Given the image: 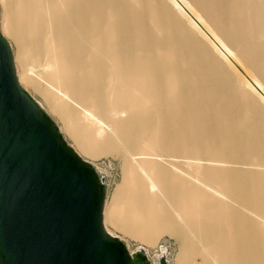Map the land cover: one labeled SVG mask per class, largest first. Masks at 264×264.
<instances>
[{"label": "bare ground", "instance_id": "obj_1", "mask_svg": "<svg viewBox=\"0 0 264 264\" xmlns=\"http://www.w3.org/2000/svg\"><path fill=\"white\" fill-rule=\"evenodd\" d=\"M2 3L17 82L122 160L115 229L172 235L175 264H264V0Z\"/></svg>", "mask_w": 264, "mask_h": 264}, {"label": "water", "instance_id": "obj_2", "mask_svg": "<svg viewBox=\"0 0 264 264\" xmlns=\"http://www.w3.org/2000/svg\"><path fill=\"white\" fill-rule=\"evenodd\" d=\"M100 181L19 86L0 33V264H150L105 233Z\"/></svg>", "mask_w": 264, "mask_h": 264}, {"label": "rangeland", "instance_id": "obj_3", "mask_svg": "<svg viewBox=\"0 0 264 264\" xmlns=\"http://www.w3.org/2000/svg\"><path fill=\"white\" fill-rule=\"evenodd\" d=\"M4 22V7L2 0H0V33L2 34V25ZM10 49L12 51L14 69L17 79L22 73V67L17 60V50L14 43L6 35L2 34ZM21 88L28 94V96L38 105V107L46 114L48 118L56 125L58 133L62 136L63 140L68 144L82 160L89 163L100 180L102 181L104 190V218L103 225L105 230L112 236L120 240L124 246L131 252L139 250L143 253L150 264H175V260L180 252V247L177 239L168 233H163L156 240L155 244L149 245L141 242L131 236L123 234L121 231L115 229L107 220V215L114 205V202L119 198L117 188L121 185L123 179V166L120 157L112 155H102L90 157L84 155L74 145V142L67 131L63 128L61 119L48 107L41 95L24 83L18 80ZM107 214V215H106ZM139 241V242H138Z\"/></svg>", "mask_w": 264, "mask_h": 264}]
</instances>
